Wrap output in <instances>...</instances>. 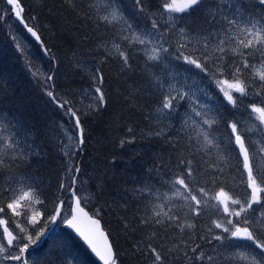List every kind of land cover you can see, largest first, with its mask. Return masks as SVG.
<instances>
[{
	"label": "snow or ice",
	"instance_id": "6c2138e0",
	"mask_svg": "<svg viewBox=\"0 0 264 264\" xmlns=\"http://www.w3.org/2000/svg\"><path fill=\"white\" fill-rule=\"evenodd\" d=\"M0 44V264H264V0H0Z\"/></svg>",
	"mask_w": 264,
	"mask_h": 264
},
{
	"label": "bare ground",
	"instance_id": "6f19581e",
	"mask_svg": "<svg viewBox=\"0 0 264 264\" xmlns=\"http://www.w3.org/2000/svg\"><path fill=\"white\" fill-rule=\"evenodd\" d=\"M8 71L12 74V76L15 78V77H19L21 76V73L20 71L18 70V68L15 67V69H10L8 68Z\"/></svg>",
	"mask_w": 264,
	"mask_h": 264
},
{
	"label": "trees",
	"instance_id": "16d2710c",
	"mask_svg": "<svg viewBox=\"0 0 264 264\" xmlns=\"http://www.w3.org/2000/svg\"><path fill=\"white\" fill-rule=\"evenodd\" d=\"M0 48H2V44H0ZM0 60H3V56L2 55H0ZM6 67L10 68V69H15V66L12 64V62L10 60L7 61ZM15 79H18V77H15Z\"/></svg>",
	"mask_w": 264,
	"mask_h": 264
}]
</instances>
